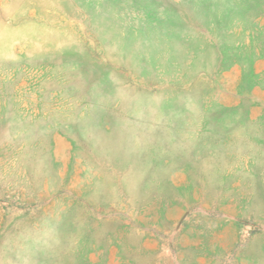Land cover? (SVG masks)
<instances>
[{
  "label": "rangeland",
  "instance_id": "1",
  "mask_svg": "<svg viewBox=\"0 0 264 264\" xmlns=\"http://www.w3.org/2000/svg\"><path fill=\"white\" fill-rule=\"evenodd\" d=\"M0 264H264V0H0Z\"/></svg>",
  "mask_w": 264,
  "mask_h": 264
}]
</instances>
